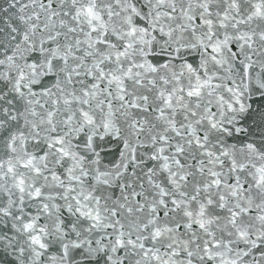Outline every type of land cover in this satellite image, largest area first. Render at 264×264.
I'll use <instances>...</instances> for the list:
<instances>
[{
  "label": "snow or ice",
  "instance_id": "6c2138e0",
  "mask_svg": "<svg viewBox=\"0 0 264 264\" xmlns=\"http://www.w3.org/2000/svg\"><path fill=\"white\" fill-rule=\"evenodd\" d=\"M0 264H264V0H0Z\"/></svg>",
  "mask_w": 264,
  "mask_h": 264
}]
</instances>
